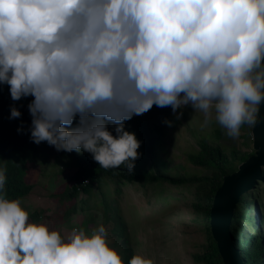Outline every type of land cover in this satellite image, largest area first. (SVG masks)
Returning a JSON list of instances; mask_svg holds the SVG:
<instances>
[{"label":"clouds","instance_id":"1","mask_svg":"<svg viewBox=\"0 0 264 264\" xmlns=\"http://www.w3.org/2000/svg\"><path fill=\"white\" fill-rule=\"evenodd\" d=\"M0 84L13 101L32 97V142L132 172L140 141L124 121L153 105L177 120L191 106L232 138L260 122L264 0H0ZM6 173L0 165V264H124L103 224L65 239L30 221Z\"/></svg>","mask_w":264,"mask_h":264},{"label":"rangeland","instance_id":"2","mask_svg":"<svg viewBox=\"0 0 264 264\" xmlns=\"http://www.w3.org/2000/svg\"><path fill=\"white\" fill-rule=\"evenodd\" d=\"M156 110V122L165 128L161 146L164 160L172 172L185 169L203 172L202 168L187 162L186 157L198 147V136L212 133L214 127H219L221 132L219 138H210L211 142L223 144L226 150L234 147L254 151L251 133L249 137L241 129L238 138L229 137L214 118L205 125L203 113L191 106L177 110L183 113L179 120L171 107ZM165 120L172 121V126L169 127ZM38 149V156L28 171L29 182L36 186L20 200L28 213L37 211L40 214L38 223H44L49 230H57L65 239L73 228H84L90 234L92 229L103 224L109 246L122 260L130 249L133 254L152 259L153 264H202L195 262L193 254L201 253L206 247L207 231L204 212L191 204V185L127 183L117 194L113 184L107 181L102 191L93 184V194L80 191L77 200L61 202L53 194L60 192L69 178L68 173L61 171L63 157L47 142L40 143ZM251 191L258 195L264 210V182L259 181L246 193ZM104 198L109 210L105 208ZM73 205L75 210L70 212ZM249 210L250 216L253 215V209ZM120 219L126 228L124 236L119 234Z\"/></svg>","mask_w":264,"mask_h":264},{"label":"trees","instance_id":"3","mask_svg":"<svg viewBox=\"0 0 264 264\" xmlns=\"http://www.w3.org/2000/svg\"><path fill=\"white\" fill-rule=\"evenodd\" d=\"M32 97H24L19 101H13L10 96L9 86L0 84V165L6 164V184L5 189L9 199L21 200L29 195L36 186L28 180V171L34 160L38 156V145L30 139L31 117L27 105ZM10 106H15L21 112L19 118L9 119ZM142 115H134L130 120L124 121L125 130L135 134L140 141L137 149L139 158L134 162L132 172L124 166L119 168L104 169L98 162L93 160L88 152L58 151L63 157L61 171L69 174L63 189L53 194L59 201L77 200L81 192L93 194V184L102 191V186L110 181L113 184L115 193H120L127 183H156L167 182L173 185L192 186V206L204 212L205 227L207 231L206 247L201 253H194L193 259L196 263L202 264H223L218 252L209 226V211L216 189L220 186L223 177L235 171L238 164L246 160L254 151L236 150L231 147L226 150L221 143L211 142L210 138L220 137V128L214 127L212 133L198 136V147L187 153L186 161L203 169V172L177 170L172 172V168L165 163L163 156V137L165 128L156 122V105ZM173 118H175L173 116ZM76 121H73V127ZM18 127L22 131L18 132ZM110 131L114 125L108 124ZM241 129L245 130L250 137L251 127L247 124ZM212 136V137H211ZM44 143V142H41ZM207 171V173H205ZM87 179L88 183L83 184ZM76 184H79L80 188ZM102 196L104 193H102ZM105 208L110 209L108 202L104 198ZM262 201L253 191L243 194L233 210L230 222V233L232 241L245 264H264V210ZM249 208L253 209L250 216ZM75 210V205L70 208V212ZM106 213V212H105ZM39 213L33 211L29 213L30 221H39ZM119 234L126 233L125 224L119 220ZM133 252L128 249L123 261L128 264Z\"/></svg>","mask_w":264,"mask_h":264},{"label":"water","instance_id":"4","mask_svg":"<svg viewBox=\"0 0 264 264\" xmlns=\"http://www.w3.org/2000/svg\"><path fill=\"white\" fill-rule=\"evenodd\" d=\"M259 116L260 122L251 127L254 153L240 162L235 171L223 177L209 211L210 232L223 264H245L233 244L229 226L240 197L259 181L264 182V102Z\"/></svg>","mask_w":264,"mask_h":264},{"label":"built area","instance_id":"5","mask_svg":"<svg viewBox=\"0 0 264 264\" xmlns=\"http://www.w3.org/2000/svg\"><path fill=\"white\" fill-rule=\"evenodd\" d=\"M83 182H84L83 184H86V183H88V180L85 179ZM76 185L78 186V188H80L79 184H76Z\"/></svg>","mask_w":264,"mask_h":264}]
</instances>
